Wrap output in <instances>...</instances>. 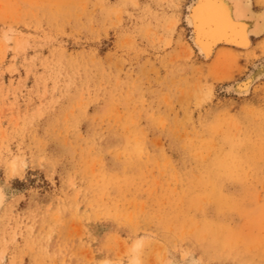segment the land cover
Listing matches in <instances>:
<instances>
[{
	"label": "rangeland",
	"instance_id": "obj_1",
	"mask_svg": "<svg viewBox=\"0 0 264 264\" xmlns=\"http://www.w3.org/2000/svg\"><path fill=\"white\" fill-rule=\"evenodd\" d=\"M193 1L0 0V264H264V35Z\"/></svg>",
	"mask_w": 264,
	"mask_h": 264
},
{
	"label": "bare ground",
	"instance_id": "obj_2",
	"mask_svg": "<svg viewBox=\"0 0 264 264\" xmlns=\"http://www.w3.org/2000/svg\"><path fill=\"white\" fill-rule=\"evenodd\" d=\"M188 10L190 39L204 61L211 60L220 49L249 52L253 39L264 35V10L256 11L253 0H194ZM260 80H264V62L228 90L244 96Z\"/></svg>",
	"mask_w": 264,
	"mask_h": 264
}]
</instances>
